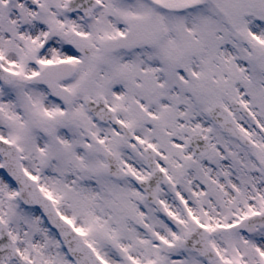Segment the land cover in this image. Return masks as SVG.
Wrapping results in <instances>:
<instances>
[{
  "label": "snow or ice",
  "instance_id": "1",
  "mask_svg": "<svg viewBox=\"0 0 264 264\" xmlns=\"http://www.w3.org/2000/svg\"><path fill=\"white\" fill-rule=\"evenodd\" d=\"M0 264H264V0H0Z\"/></svg>",
  "mask_w": 264,
  "mask_h": 264
}]
</instances>
